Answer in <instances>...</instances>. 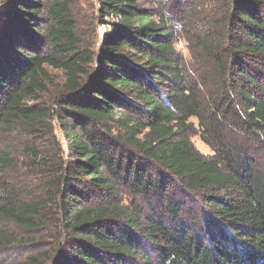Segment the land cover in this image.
Masks as SVG:
<instances>
[{
  "label": "trees",
  "instance_id": "trees-1",
  "mask_svg": "<svg viewBox=\"0 0 264 264\" xmlns=\"http://www.w3.org/2000/svg\"><path fill=\"white\" fill-rule=\"evenodd\" d=\"M213 2L188 74L176 25L139 0H96L94 51L67 0H12L0 140L23 149H0V222L18 230L0 227V249L23 257L7 264H264V0Z\"/></svg>",
  "mask_w": 264,
  "mask_h": 264
},
{
  "label": "rangeland",
  "instance_id": "rangeland-1",
  "mask_svg": "<svg viewBox=\"0 0 264 264\" xmlns=\"http://www.w3.org/2000/svg\"><path fill=\"white\" fill-rule=\"evenodd\" d=\"M67 1L69 2L70 17L75 23V35L78 39L79 48H86L94 51L98 46V38L105 31V28H109L110 18L100 13L96 0ZM213 1L214 0H139V5L141 7L163 11L169 19H172L171 22H174L173 24L176 25L175 53L177 57L183 61L188 74L192 72V68L189 64L194 60V52L192 49L190 50L189 46L191 47V45H189L187 39H192L201 34V30L205 27V20L212 15L211 4L215 3ZM11 2L12 0H0V9L6 5L9 7ZM7 8L4 11H6ZM4 11L0 13V16ZM188 15H190L191 18ZM176 18L178 20H175ZM179 20L182 21V24L179 23ZM1 22H3L2 18H0V27L3 25ZM47 71L55 85L61 86L63 84L64 76L62 72L49 68ZM190 76H193V74ZM190 122L196 127L197 122L195 119H191ZM54 129H57V126L53 127V130ZM54 134L56 139L63 145V140L59 135L60 133L56 130ZM11 141L14 140L2 138L0 140V149L11 148L13 151H21L23 149L22 141H20V143H11ZM190 141L198 153L208 157L212 156V151L200 139L199 135L190 137ZM7 182L10 188L17 192L19 195L18 199L21 203L30 200L33 192V184L32 182L31 184L28 183L21 172H12ZM119 194L123 202L129 201V196L124 195L123 192H119ZM0 227H5L9 232L18 233V230L14 226L3 224V222H0ZM19 234L23 236L26 233ZM33 236L38 237L39 234ZM21 256L23 257V250L0 249V264L18 261L22 258Z\"/></svg>",
  "mask_w": 264,
  "mask_h": 264
},
{
  "label": "water",
  "instance_id": "water-1",
  "mask_svg": "<svg viewBox=\"0 0 264 264\" xmlns=\"http://www.w3.org/2000/svg\"><path fill=\"white\" fill-rule=\"evenodd\" d=\"M7 7H8V5L2 7V8L0 9V13H1L2 11H4Z\"/></svg>",
  "mask_w": 264,
  "mask_h": 264
}]
</instances>
